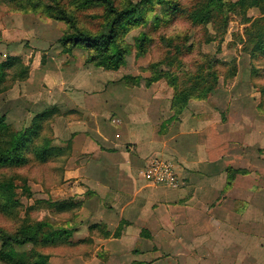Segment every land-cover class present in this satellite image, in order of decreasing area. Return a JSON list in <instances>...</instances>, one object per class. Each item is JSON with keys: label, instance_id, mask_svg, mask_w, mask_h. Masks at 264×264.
Returning a JSON list of instances; mask_svg holds the SVG:
<instances>
[{"label": "rangeland", "instance_id": "1", "mask_svg": "<svg viewBox=\"0 0 264 264\" xmlns=\"http://www.w3.org/2000/svg\"><path fill=\"white\" fill-rule=\"evenodd\" d=\"M32 1L37 3L35 9L25 11L19 4L0 0V62L12 56L18 60L5 66L0 83V114L6 116L12 130L27 126L35 113L52 106L61 94L76 96L83 90L96 95L102 93L103 85H123L118 83L123 76L138 78L137 86L130 88L142 90L150 78L173 73L183 90L197 94L214 89L201 105L191 104L189 110L194 115L186 113L185 118L194 125L203 119L205 126H211V140L247 149L245 154L254 166V205L264 207V56H248L254 41H247L250 33L245 34L242 12L228 6L235 0H225L202 21L200 14L211 0H152L144 4L140 0H113L119 9L131 4L136 11L120 30L128 49L125 63L117 71L106 72L86 64L87 54L81 48L63 53L57 40L70 27L47 17L44 5L50 2ZM59 2L78 28L91 33L102 31L108 20L98 3L79 8L71 0ZM155 90L172 96V89L163 80ZM55 120L48 121L40 137L23 151L26 164L0 167V181H11L16 194L11 200L14 205L0 197V236L21 235L23 227L40 222L46 224L44 231L73 228L77 209L58 205L66 200H73V204L80 201L73 192L85 184L66 179V173L74 159L78 164L85 159H72L65 149L55 157L54 148H64L56 138L60 127L56 128ZM9 140L0 135V151L9 147ZM37 146H49L48 159L34 158ZM37 240L22 246L0 242V264H49L50 251L63 249V245L46 246Z\"/></svg>", "mask_w": 264, "mask_h": 264}, {"label": "crops", "instance_id": "2", "mask_svg": "<svg viewBox=\"0 0 264 264\" xmlns=\"http://www.w3.org/2000/svg\"><path fill=\"white\" fill-rule=\"evenodd\" d=\"M248 13L259 15L256 9ZM118 81L124 86L103 85L96 95L61 94L24 127L55 110L42 131L56 117L62 149L85 159H74L66 173L85 186L73 192L80 203L71 237L63 249L50 251L49 264H264V207L254 205L247 149L213 141L203 119L194 125L185 118L194 115L191 104L205 101H190L175 120L171 93L155 90L161 80L142 90ZM151 158L170 163L182 187L148 184L140 171ZM226 168L247 173L226 186ZM97 224L110 237L90 229Z\"/></svg>", "mask_w": 264, "mask_h": 264}, {"label": "trees", "instance_id": "3", "mask_svg": "<svg viewBox=\"0 0 264 264\" xmlns=\"http://www.w3.org/2000/svg\"><path fill=\"white\" fill-rule=\"evenodd\" d=\"M9 4H19L23 10H27L32 7V10L37 6L36 2L32 0H5ZM51 4L44 5V12L48 18L65 22L70 28L69 31L62 34L57 40V43L63 53H70L75 49L81 48L85 50L87 56L85 63L92 65L95 68L102 69L103 71H117L125 63V57L128 55V49L124 43L120 34L125 22L129 20L130 16L135 13L136 9L131 4L124 6L122 9L117 8L113 0H71L74 7H87L93 3H98L103 7L108 20L102 29L97 33H91L87 30L78 28L75 22L71 19L70 15L64 9V6L60 4L59 0H45ZM152 0H140L142 4L151 2ZM225 0H211L208 2V7L204 8L200 14V19H209L212 15V11L220 8L224 5ZM26 2V4H25ZM168 5V1H166ZM213 7H212V6ZM231 9L238 8V12H242L243 24L245 34L247 35V41H254L253 48L247 54L251 58L256 55L263 54L264 56V0H235L234 3L228 5ZM250 9H256L258 11L257 17H248L247 13ZM121 30V31H120ZM141 39V38H140ZM142 40V39H141ZM140 42V40H139ZM17 57H7L5 62H0V83L4 77L5 66L9 67L13 64ZM233 76V75H232ZM191 77V76H190ZM177 75L171 73H163L161 76H155L146 81L145 87H149L153 83L163 80L167 87L172 89V97L170 100V111L172 113L171 118L178 120L179 116L186 109L190 101H205L214 89L208 88L202 92L194 94L195 90L188 91L183 90L181 86L177 85ZM130 80V81H129ZM201 80V79H200ZM121 81L128 85L137 86L138 78L123 76ZM56 111L51 109L43 113L37 114L31 121L30 125L22 130H12L10 125L6 121V116L0 114V135L9 137V147L0 151V167H18L27 163L23 151L27 149L29 145L33 143L42 131L43 123L54 115ZM13 131H11V130ZM48 144H51L49 139H45ZM49 146L35 147L33 149V156L37 160L44 161L50 156ZM55 157L61 155L64 151L62 148H54ZM247 172L242 169L226 168L227 182L226 186H229L236 175L246 174ZM15 186L11 181H0V197L5 198V202H9L14 205L11 200L15 198L14 192ZM26 191L29 190L26 187ZM30 197L31 195L28 194ZM58 205L64 208H76L80 202H71L66 200ZM46 224L44 222L35 223L34 225H28L22 228L21 235H2L0 236V242L3 244H11L15 246H22L28 243L37 242L40 239L42 243L48 245H62L68 243L71 237L72 229H48L44 231ZM48 227V226H47ZM90 229L101 230L103 237H110L109 234L101 224L92 225ZM120 229L113 234L114 237H118ZM41 237V238H40ZM44 262L48 260L43 258Z\"/></svg>", "mask_w": 264, "mask_h": 264}, {"label": "built area", "instance_id": "4", "mask_svg": "<svg viewBox=\"0 0 264 264\" xmlns=\"http://www.w3.org/2000/svg\"><path fill=\"white\" fill-rule=\"evenodd\" d=\"M140 175L148 184L154 187L168 189H179L182 187V181L174 167L159 158L147 160L140 171Z\"/></svg>", "mask_w": 264, "mask_h": 264}]
</instances>
